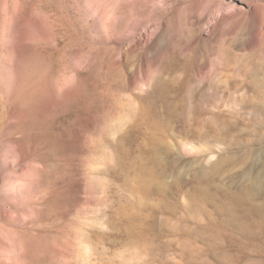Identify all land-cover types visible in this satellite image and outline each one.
<instances>
[{
  "label": "rangeland",
  "instance_id": "obj_1",
  "mask_svg": "<svg viewBox=\"0 0 264 264\" xmlns=\"http://www.w3.org/2000/svg\"><path fill=\"white\" fill-rule=\"evenodd\" d=\"M0 264H264V0H0Z\"/></svg>",
  "mask_w": 264,
  "mask_h": 264
},
{
  "label": "bare ground",
  "instance_id": "obj_2",
  "mask_svg": "<svg viewBox=\"0 0 264 264\" xmlns=\"http://www.w3.org/2000/svg\"><path fill=\"white\" fill-rule=\"evenodd\" d=\"M211 220V219H210ZM214 219H212V221H213ZM215 222V221H214ZM211 223V222H210ZM213 224V223H212ZM215 224V223H214ZM203 228V227H202ZM205 228V227H204ZM188 235H190V234H188Z\"/></svg>",
  "mask_w": 264,
  "mask_h": 264
}]
</instances>
